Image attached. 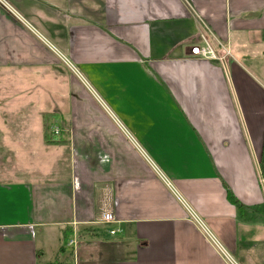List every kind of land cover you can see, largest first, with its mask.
Masks as SVG:
<instances>
[{
	"label": "crops",
	"instance_id": "0c3cea01",
	"mask_svg": "<svg viewBox=\"0 0 264 264\" xmlns=\"http://www.w3.org/2000/svg\"><path fill=\"white\" fill-rule=\"evenodd\" d=\"M5 1L4 98L40 147L0 131V264H225L186 206L238 264H264V0ZM200 20L224 67L191 55ZM50 122L65 141H45Z\"/></svg>",
	"mask_w": 264,
	"mask_h": 264
},
{
	"label": "built area",
	"instance_id": "2783aa9c",
	"mask_svg": "<svg viewBox=\"0 0 264 264\" xmlns=\"http://www.w3.org/2000/svg\"><path fill=\"white\" fill-rule=\"evenodd\" d=\"M0 6L6 10L7 12L16 16V18L20 19V15L5 1L0 0ZM23 21V19H22ZM200 23V31L198 32V45H195L191 48V55L203 59L209 60L215 63H218L220 66L224 67L226 63V59L231 57L230 51L223 42L217 39L210 31V28L205 25L201 20ZM45 45L49 47L52 52L57 55L58 59L63 63L69 71L77 77L80 81L84 82L83 77L81 76L79 70L67 59H65L60 52H58L53 46H51L48 42L44 41ZM53 122L51 124L50 131L52 138L58 139L61 136V129L59 125ZM189 211V214L193 220V222L200 228L204 233L205 239L211 244L214 250L220 254L225 264H238L218 243L216 238L204 227L203 223L197 216L186 206ZM101 221L105 224H112L115 221V217L112 212L104 211L101 214ZM117 230L110 231V235H115ZM69 246L75 247V240H71L69 242Z\"/></svg>",
	"mask_w": 264,
	"mask_h": 264
},
{
	"label": "rangeland",
	"instance_id": "374dc122",
	"mask_svg": "<svg viewBox=\"0 0 264 264\" xmlns=\"http://www.w3.org/2000/svg\"><path fill=\"white\" fill-rule=\"evenodd\" d=\"M68 73L71 74L69 71ZM12 88L14 90V86H12ZM8 92V86L6 85L4 73L3 71H0V131L2 132V135L8 144L16 146L18 141H22V144H24L25 142L28 143L27 148H29L30 150H37L40 147V125L38 119L29 116H22L21 114H25L26 111H23L24 108L21 106V102L19 100L14 97H12V99L5 100L4 93ZM51 122L48 125V135L52 138L51 131L49 128L51 127ZM25 126H29L31 128V131L29 133H23L21 130H19V127ZM3 131H5L6 136L4 135ZM37 158L40 159L38 154L35 153V155H33V159L36 160ZM54 158L55 155L51 153L50 157L45 159V162L53 160ZM7 161H12L10 156ZM10 165L11 164L6 166L0 165V171L6 172L10 170L14 172L15 170L11 168L13 167L14 163L12 164V166ZM41 167L42 166L40 164L37 165L38 172H42ZM48 172L50 174L54 172V169H51Z\"/></svg>",
	"mask_w": 264,
	"mask_h": 264
},
{
	"label": "trees",
	"instance_id": "16d2710c",
	"mask_svg": "<svg viewBox=\"0 0 264 264\" xmlns=\"http://www.w3.org/2000/svg\"><path fill=\"white\" fill-rule=\"evenodd\" d=\"M63 136L64 134L61 133V136L58 138V139H53L51 137H49L48 135V128H47V131L45 130V141L47 143H59V142H63L65 141L63 139ZM262 163L264 165V148H263V154H262ZM229 199L231 200V202L233 203H236V200L229 194ZM72 230H70L69 232L63 234V237H62V246H61V249L64 248V245L66 244L67 240L72 236Z\"/></svg>",
	"mask_w": 264,
	"mask_h": 264
}]
</instances>
